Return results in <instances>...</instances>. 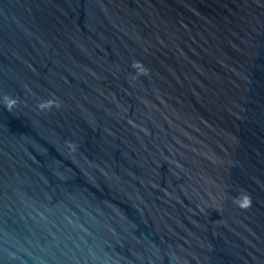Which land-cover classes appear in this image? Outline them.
<instances>
[{
	"label": "water",
	"instance_id": "95a60500",
	"mask_svg": "<svg viewBox=\"0 0 264 264\" xmlns=\"http://www.w3.org/2000/svg\"><path fill=\"white\" fill-rule=\"evenodd\" d=\"M0 264H264V0H0Z\"/></svg>",
	"mask_w": 264,
	"mask_h": 264
}]
</instances>
